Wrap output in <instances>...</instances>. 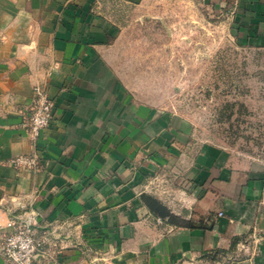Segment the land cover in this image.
<instances>
[{"label": "crops", "instance_id": "obj_1", "mask_svg": "<svg viewBox=\"0 0 264 264\" xmlns=\"http://www.w3.org/2000/svg\"><path fill=\"white\" fill-rule=\"evenodd\" d=\"M174 3L264 48V0H0V249L22 204L60 236L56 264H264V164L200 139L169 98L153 41ZM35 85L54 116L34 142ZM31 153L34 169L9 162Z\"/></svg>", "mask_w": 264, "mask_h": 264}, {"label": "rangeland", "instance_id": "obj_2", "mask_svg": "<svg viewBox=\"0 0 264 264\" xmlns=\"http://www.w3.org/2000/svg\"><path fill=\"white\" fill-rule=\"evenodd\" d=\"M166 5L169 24L155 25L160 35L152 41L166 47V56L156 54L158 63L172 65L173 107L203 141L264 164V48L236 42L227 18L203 4Z\"/></svg>", "mask_w": 264, "mask_h": 264}, {"label": "built area", "instance_id": "obj_3", "mask_svg": "<svg viewBox=\"0 0 264 264\" xmlns=\"http://www.w3.org/2000/svg\"><path fill=\"white\" fill-rule=\"evenodd\" d=\"M95 1L98 3L100 0ZM33 92L29 114L25 116L22 126L35 142L41 131L48 127L53 119L54 102L44 85H35ZM9 162L15 167L27 169H34L39 163L35 153L17 155ZM4 209L9 215L6 226L10 229L3 236L0 249L4 261L7 264H34L37 258H40L42 262L56 264L57 256L64 246L55 230L40 232L35 210L30 207L17 204L15 207L5 205ZM157 219L161 221V218Z\"/></svg>", "mask_w": 264, "mask_h": 264}, {"label": "trees", "instance_id": "obj_4", "mask_svg": "<svg viewBox=\"0 0 264 264\" xmlns=\"http://www.w3.org/2000/svg\"><path fill=\"white\" fill-rule=\"evenodd\" d=\"M154 206H150L153 213L160 214L161 216L167 215L171 219H173V215H171L169 212L165 213V207L157 200H154Z\"/></svg>", "mask_w": 264, "mask_h": 264}]
</instances>
